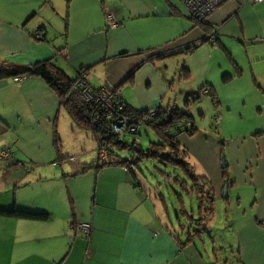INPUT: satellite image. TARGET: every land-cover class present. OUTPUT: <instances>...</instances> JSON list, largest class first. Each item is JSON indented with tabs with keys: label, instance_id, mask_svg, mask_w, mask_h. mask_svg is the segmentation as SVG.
<instances>
[{
	"label": "crops",
	"instance_id": "obj_1",
	"mask_svg": "<svg viewBox=\"0 0 264 264\" xmlns=\"http://www.w3.org/2000/svg\"><path fill=\"white\" fill-rule=\"evenodd\" d=\"M205 22L208 28L195 24L177 0H0V61L25 65L51 59L71 77L85 69L95 88L122 83L118 94L137 110L185 111L187 94L198 91L186 110L192 117L206 96L199 90L213 88L219 100L214 134L209 135L212 123L198 127L193 119L195 134L172 135L196 160L187 158L193 173L211 183L215 202L223 200L237 264H264V0H226ZM38 29L44 39L35 41L31 34ZM152 53L173 55L148 61ZM166 63H175L173 72ZM182 67L187 80L180 79ZM225 75L231 80L224 82ZM58 105L39 77L0 79L2 120L5 112L23 111L36 115L35 124L47 131L57 113L58 118L66 113L58 112ZM22 150L30 171L15 174L14 166L23 162L8 148L10 161L0 159V191L10 185L13 206L26 208L34 200L37 211L50 218L0 217V264H219L201 252L204 242L177 244L173 234L184 232L175 229L168 206L147 192L145 179L135 186L131 175L114 165L81 172L85 151L76 160L60 151L57 159L53 139L37 140L33 152ZM33 180L37 187L29 191L25 182ZM79 223L91 224L89 238Z\"/></svg>",
	"mask_w": 264,
	"mask_h": 264
},
{
	"label": "trees",
	"instance_id": "obj_2",
	"mask_svg": "<svg viewBox=\"0 0 264 264\" xmlns=\"http://www.w3.org/2000/svg\"><path fill=\"white\" fill-rule=\"evenodd\" d=\"M41 1L45 3L47 2V0ZM177 1L183 7L182 2L180 0ZM223 3H221V5ZM185 13L190 19H192V21H196L192 15H188L186 10ZM195 24L201 25L203 28H208L205 20H202L200 23L195 22ZM39 31L40 30L38 29L31 34V37L35 41L44 39L43 37H40L41 34H39ZM210 34L211 31H209L208 35ZM206 41V38L202 39L199 44ZM192 47H195V45L187 47L186 51H189ZM172 55L173 54L162 55L160 57L165 58ZM230 64L235 70V75L239 76L241 74L240 70L234 63ZM29 77H39L46 83V85L55 93L56 97L58 98V112L62 110L65 111L74 122L76 127L89 131L96 141V148L98 144L102 143L104 145L107 158L103 161H96L95 163L84 166L81 172H85L92 168L98 169L109 165L119 166L124 168L131 175L130 179L133 181V185L142 187V180L145 175L139 163L144 161L145 158L153 161L156 160L161 164H172L174 167H177L181 173H184L185 176H188L185 181H183L181 178H178L179 180H175V182L180 185L182 190L195 193L198 206L196 219H194V222L192 223V225L196 226L195 234L193 235L192 230L191 232L188 231L187 239L184 241L180 239L181 234H171H173L177 244L181 246L182 244L185 245L195 240V236H197L199 239L203 233L207 232V228L205 226L206 221L211 218L214 213L215 197L212 185L206 178L199 177L193 173L192 169L187 163V152L179 145L175 137L172 135V132L177 130H183L190 136L195 134L197 131V127H195V124L192 121L193 117L186 111L190 106L191 99L189 97V99L185 101L184 105L186 112L179 108L170 109L162 108V106L148 110H137L125 103L118 94V90L120 89L122 83L116 87L104 86L95 88L87 82L85 69L79 70L74 77H71L63 69L58 67L57 64L51 59L25 65L0 61V79H24ZM132 77L133 73L125 81L131 80ZM188 77V69L186 67H182L180 79L186 80ZM222 80L227 82L231 80V77L225 75L223 76ZM78 82H83L85 85H87L92 93H98L101 89L108 90L117 100V106L109 109L106 106H103L101 103H84L76 87ZM199 93L208 96L214 109L219 108V100L213 88L207 86L202 87L199 90ZM152 111H155V116L153 117L150 115ZM57 118L58 113L54 118L53 142L57 152V159H60L61 155L56 131ZM122 118H124L126 121L124 124L125 127H123L122 131L115 132L112 128L113 125L117 124V122H119ZM187 121H191L189 128L185 127V122ZM140 127L151 130L158 138V141H150L147 149L145 150L142 148V145L136 142V140L130 142L124 140L127 135H140ZM119 151H130L131 153L127 157H120L118 155ZM224 156V152L222 151L221 159L223 158L225 165L222 169L224 185L226 182L228 187L229 177ZM6 158L0 157L1 160H8L9 152ZM13 165H16V163ZM17 165H23V163ZM157 171L162 176H164L165 173H163L160 169H157ZM156 197L159 202L164 207H166L162 196L157 195ZM12 207L13 208L8 209L0 208V217L41 222L47 221L50 218L48 212L30 211L17 208L15 206ZM183 211L185 212L184 206ZM179 223L180 222H178V224ZM72 225H74V222ZM170 229H173V227ZM179 230L181 232L184 230V226L181 223L179 224ZM85 237L89 238L90 235Z\"/></svg>",
	"mask_w": 264,
	"mask_h": 264
},
{
	"label": "rangeland",
	"instance_id": "obj_3",
	"mask_svg": "<svg viewBox=\"0 0 264 264\" xmlns=\"http://www.w3.org/2000/svg\"><path fill=\"white\" fill-rule=\"evenodd\" d=\"M252 1V0H251ZM256 2V1H252ZM221 5V4H220ZM219 5V6H220ZM218 6V7H219ZM213 12V11H212ZM208 13L204 16V18L198 19L196 18V23H200L202 20H206L207 17L212 13ZM209 36V35H208ZM212 37L210 36L206 40H212ZM154 54V55H153ZM157 58H164V57H158L157 54L152 53L148 56L147 60L152 61L153 59ZM168 65V68L170 71L173 72V68L175 63H166ZM182 64V63H180ZM236 77V75H235ZM189 78V77H188ZM187 78V79H188ZM177 80L178 77H175ZM186 79V80H187ZM184 80V79H183ZM181 81V80H180ZM182 83V81H181ZM180 88H182V84H180ZM178 89H175V91L172 93H175V96L177 98V91ZM168 96L171 95V91H169ZM166 97V98H167ZM180 106V105H179ZM198 106L200 108V111H193V119L195 120V124L197 126H205L209 127L211 124V129L209 130V135L214 134L215 130V116H216V109H214L210 99L208 96H202V99L199 101ZM5 112L4 115H1L4 120L0 118V121H2L0 124V151H5L10 148L16 155V158L20 159L24 164L14 166L18 169H16L15 174L18 176L25 175L26 171H30L29 162L25 160V157L21 155V151H24L22 149L26 148L28 149V152H33L37 146V140L39 141H52V135L54 130V119L51 120V127L46 131V128L39 127L37 124H35V120L37 116L24 113L23 111H20L19 114L17 113H9ZM186 123V122H185ZM7 125V126H6ZM47 127V126H46ZM51 130V134H50ZM56 131H57V138H58V144H59V150L62 154H65L69 158H77L78 153H84L85 155L82 156L80 159L81 162H83L85 165L91 164L94 160H96V141L91 135V133L87 130L79 129L75 126L74 122L71 120V118L64 112L61 113L59 116L57 123H56ZM125 141L130 142L133 140H136L137 143L142 145V148L145 150L148 147V144L150 141H158V138L156 135L149 129L140 127V135H127L126 138H124ZM21 150H17V149ZM185 151H187L185 149ZM131 152L130 151H119L118 155L120 157H127L129 156ZM187 151L186 157L191 160L190 162H196V160L191 157ZM107 158V156H105ZM29 161V160H28ZM3 162H6L3 160ZM79 163V160L77 161ZM188 163V162H187ZM143 173H144V181L147 182V185L144 183L146 187L147 192L150 194L151 197H156L157 195L162 196V199L164 200L165 204L168 206L169 213L171 216V219L174 220L176 224L175 229L179 230V224L181 223L184 226V235H180L182 241L187 239V232H191L193 235L195 234L196 226L192 225L194 222L193 220L196 219L197 215V202L194 192H186L180 188V185H178L175 180H179L178 178H181L183 181L187 179L188 176H185L184 173H181L180 170L177 167H174L172 164H161L158 161H153L148 158H145L144 161L139 163ZM85 165H81L83 168ZM25 166V167H24ZM157 169H160L164 174L162 176ZM14 171V170H13ZM25 171V172H24ZM89 181L92 182V179H94V174H90ZM93 177V178H92ZM26 184L29 185V191L34 190L36 185V180L33 181H26ZM80 183V182H79ZM145 188V187H144ZM12 187L8 185L5 189H2L0 191V199L8 200L9 203H0V208L2 209H8L13 208V201L15 200L13 195V190H11ZM93 191V186L91 188V192ZM27 192L24 189V193ZM18 195H20L22 192L19 190ZM91 196V195H90ZM89 196V198H90ZM29 198V197H28ZM17 200V198H16ZM27 204V203H26ZM88 204V202H87ZM28 206H24L26 208H21L20 205L17 208L30 210V211H37V204H35V201L33 200V204H27ZM183 206L184 210L183 211ZM160 211V215H162L161 208L158 207V212ZM226 206L222 199H218L214 204V213L211 218H209L206 221V228L207 232L202 234V239H198L197 236H195V240L198 243V245L202 242L205 243V247L202 248L201 251L205 255L209 256L211 261L213 260V263L216 261L219 264H237V253L235 246H232V237H231V230L229 224L226 223L225 214H226ZM179 220V221H178ZM177 221V222H176ZM178 222H180L178 224ZM177 227V228H176ZM233 250V251H232ZM235 253V254H234ZM215 255L213 257V255Z\"/></svg>",
	"mask_w": 264,
	"mask_h": 264
},
{
	"label": "built area",
	"instance_id": "obj_4",
	"mask_svg": "<svg viewBox=\"0 0 264 264\" xmlns=\"http://www.w3.org/2000/svg\"><path fill=\"white\" fill-rule=\"evenodd\" d=\"M180 1L182 2L185 10L188 12V15H192L195 19L196 18L201 19L204 18V16L207 15L208 13L214 11L225 0H180ZM252 1L260 2L262 0H252ZM107 19L110 23H112L111 24L112 26L116 25L112 18V15L107 14ZM76 87L84 103H88V104L101 103L103 106H106L109 109L117 106L116 105L117 100L113 97V94L110 93L108 90L101 89L98 93H92L90 91V88L87 85H85L83 82H78L76 84ZM150 115L152 117L155 116V111H152ZM125 123H126L125 119L122 118L119 122H117V124H114L112 128L114 129L115 132H120L122 131L123 127H125L124 126ZM190 125H191V121H187L185 123L186 128H189ZM96 152H97V161H103L106 159L105 156H107V153L102 143L97 145ZM7 156H8L7 151H0L1 158H6ZM77 227L78 229H80L81 232L84 233V236L90 235L91 233L90 223H79L77 224Z\"/></svg>",
	"mask_w": 264,
	"mask_h": 264
},
{
	"label": "water",
	"instance_id": "obj_5",
	"mask_svg": "<svg viewBox=\"0 0 264 264\" xmlns=\"http://www.w3.org/2000/svg\"><path fill=\"white\" fill-rule=\"evenodd\" d=\"M187 95L191 99V101H195V100H197L199 98L198 91H191ZM224 166L225 165H224V161H223V158H222L221 159V167L223 168ZM226 190H227V184L225 182L224 191H223L224 197H226Z\"/></svg>",
	"mask_w": 264,
	"mask_h": 264
}]
</instances>
